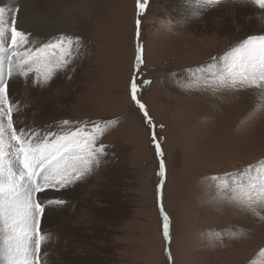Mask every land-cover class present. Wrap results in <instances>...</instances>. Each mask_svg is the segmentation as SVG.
I'll return each mask as SVG.
<instances>
[{
  "label": "rangeland",
  "instance_id": "obj_1",
  "mask_svg": "<svg viewBox=\"0 0 264 264\" xmlns=\"http://www.w3.org/2000/svg\"><path fill=\"white\" fill-rule=\"evenodd\" d=\"M243 1L249 0L211 6L149 0L138 17L136 0H93L87 12L69 16L74 28L66 34L82 40L71 71L43 85L30 82L34 75L9 80L21 125L50 130L67 120L76 122L63 126L71 131L119 118L99 141L108 146L101 165L75 186L46 193L67 203L49 206L42 220L49 237L45 264H264V219L215 202L211 179L264 164V99L254 89L193 81L198 66L220 68L222 57L244 39L264 35V14L242 15L237 8ZM20 7L12 8L19 9L18 27L31 33V46L59 33L23 24ZM137 18L144 49L138 98L155 125V142L130 98ZM157 142L165 164L162 188ZM161 198L170 243L163 237Z\"/></svg>",
  "mask_w": 264,
  "mask_h": 264
},
{
  "label": "snow or ice",
  "instance_id": "obj_2",
  "mask_svg": "<svg viewBox=\"0 0 264 264\" xmlns=\"http://www.w3.org/2000/svg\"><path fill=\"white\" fill-rule=\"evenodd\" d=\"M221 0H205L209 6ZM264 14V0H250ZM149 0H136L137 16H143ZM18 8L0 7V264H45V245L49 237L42 220L49 206H63L62 198H48L46 193L64 191L84 181L107 155V145L99 143L108 126L117 118L88 121L71 131L63 126L76 122L61 121L58 128L41 130L21 125L18 102L10 96L9 80L23 77L36 84L49 83L59 72L71 71L70 65L81 47L78 36L58 33L39 47L30 45L31 33L18 27ZM10 17V19H9ZM141 19L135 21L136 40L130 82L131 101L143 113L153 129L155 125L144 103L138 98V76L144 63V49L139 44ZM10 33V43L6 44ZM222 67L215 63L198 66L196 84L208 88L256 90L264 99V35L249 36L222 57ZM5 65L7 70L5 71ZM143 84L151 81H142ZM87 125H91L88 127ZM160 157L161 185L165 164L161 145L155 143ZM216 182L217 203H231L264 219V164L249 165L240 172L212 177ZM43 194V195H42ZM163 237L170 243V219L160 203ZM167 256L171 259L170 251Z\"/></svg>",
  "mask_w": 264,
  "mask_h": 264
},
{
  "label": "bare ground",
  "instance_id": "obj_3",
  "mask_svg": "<svg viewBox=\"0 0 264 264\" xmlns=\"http://www.w3.org/2000/svg\"><path fill=\"white\" fill-rule=\"evenodd\" d=\"M91 4H94L93 0H0V7L21 6L20 22L29 25L28 27L35 31L51 34L72 32L73 21L69 20L71 12L79 9L85 13ZM237 10L244 16L256 14V11L262 12L250 0L243 1Z\"/></svg>",
  "mask_w": 264,
  "mask_h": 264
}]
</instances>
